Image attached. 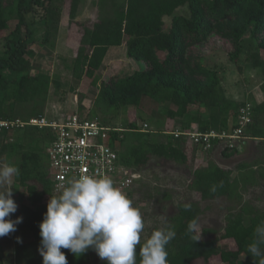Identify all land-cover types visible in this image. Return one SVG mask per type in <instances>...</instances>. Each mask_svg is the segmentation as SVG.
<instances>
[{
	"label": "trees",
	"instance_id": "obj_1",
	"mask_svg": "<svg viewBox=\"0 0 264 264\" xmlns=\"http://www.w3.org/2000/svg\"><path fill=\"white\" fill-rule=\"evenodd\" d=\"M81 1L69 0V23L76 20ZM51 3L53 0H16L11 12L15 13L17 22L14 29L8 31L4 0H0V121H28L40 116L39 108L46 104L50 87L55 93L61 88L56 76L26 72L33 35L30 29L33 21L29 22L26 17L40 9L45 22L53 24ZM96 6L99 15L95 20L77 23L81 36L71 63L66 67L71 78L83 83L82 88L87 91L95 84L108 50L115 47L125 48L126 57L141 63L142 68L129 76L100 81L92 102L93 110L105 115L111 109H124L129 114L136 112L148 99L158 105L173 125L176 120L180 121L176 129L161 131L162 140H153L155 130L138 127L136 120L126 122L124 128L112 127L106 145L115 151L120 166L136 174L147 165L153 166L154 162L191 166L193 150L199 147L187 137L174 136V132L208 133L214 131L211 122L217 119L218 133L230 135L240 128L242 114L248 115L249 122L242 127V139L257 141L261 155L251 163L238 164L232 179L230 170L213 162L194 168L188 189L198 200L177 204L176 214L167 219L176 230V237L167 251L169 264H191L196 260L211 264L216 259L224 264H254L247 253V245L254 238L256 225L264 220V210L256 211L245 205L237 214H229L219 231L201 225L199 202L240 199L241 191L264 179V0H97ZM183 7L187 13L179 14L177 10ZM165 21L169 22L167 31ZM245 38L251 49L245 60L263 77L259 87L263 94L260 102L251 95L241 100L229 98L220 73L200 62V58L218 49L224 52L229 63L236 64L244 52ZM44 39L46 41V37ZM6 72L19 76L9 81ZM28 103H31L29 112L17 111L22 104ZM202 109L210 112L212 120L202 116ZM79 110L80 116H88ZM191 124H195V128H190ZM25 136L35 138L24 143ZM52 138L48 129L14 127L0 130V164L5 162L4 157L14 159L10 164L20 170L14 181L23 190L22 198L31 204L20 206L22 222L16 231L27 229L34 240H41L39 224L50 199L47 149ZM222 141L226 144L222 151L224 157L237 153L230 142ZM222 141L213 140L211 151ZM212 186H216L215 192L210 191ZM185 204H190L191 208L185 210ZM193 218L198 220L202 233L197 242L187 233V225ZM164 226V221L154 220L146 228V239L153 230ZM4 238L6 236L0 237V241ZM223 240H232L235 249L221 247L219 242ZM62 251L68 264H90L97 255L91 249L79 257L67 249ZM0 264H5L2 255ZM97 264L106 262L101 260Z\"/></svg>",
	"mask_w": 264,
	"mask_h": 264
},
{
	"label": "rangeland",
	"instance_id": "obj_2",
	"mask_svg": "<svg viewBox=\"0 0 264 264\" xmlns=\"http://www.w3.org/2000/svg\"><path fill=\"white\" fill-rule=\"evenodd\" d=\"M96 1L82 0L77 10L76 20L73 23H69L68 19L69 0H64L63 4L62 0L61 2L60 0H53V3L49 6L52 13H54L52 17L53 24L45 22L42 18L43 11L40 9L34 14H28L26 17L29 22L33 21V24L30 25L33 35L31 37L32 43L28 51V67L26 72L32 75H35L37 72H42L50 75L52 78L56 76L61 83V88L58 93H55L52 86L50 87L46 104L39 108L41 111L40 116H45L48 120L62 119L74 113L80 116L78 106L86 91L82 88L83 83L71 78L66 67L71 63L81 36L77 23L91 22L99 15V7L96 6ZM15 4L16 0H4V12L8 18V31L13 30L17 22L15 13L11 12ZM177 12L179 14L187 13L185 7L179 8ZM168 28L169 22L165 21L164 29L167 31ZM8 31H5V34ZM22 31V35H24L25 31L23 28ZM45 37L46 41H44ZM124 50L125 48L120 47L119 49L115 48L110 51L109 57L111 61L116 62L107 64L102 77L100 78L97 75L93 86L98 87L100 81H106L112 77L120 78L129 76L142 68L141 63H136V61L130 59L128 60ZM250 50L245 38L244 52L236 64L229 63L224 52L218 49L200 58V62L202 65L214 68L220 73L222 85L229 98L241 100L245 96L251 95L255 101L258 100L260 102L262 99L259 87L263 83V77L257 69L252 68L245 60V55ZM160 55L162 56V54ZM36 62L40 63L39 67L35 66ZM6 75L9 81L19 76V74H7V72ZM82 91L84 92L82 93ZM60 99H64V101ZM29 108H31V103L22 104L17 111H21L24 114L29 112ZM82 113L83 115H88L90 118H97L109 128H124L126 122L136 120L137 126L140 124L138 127L141 128V123H143L147 125L149 130H155L152 136L153 140H162L164 135L161 131L165 128L172 129L173 127L171 121L163 116L158 105L148 99L142 102L136 112L132 111L129 114L124 109H111L105 115L99 114L93 110L92 105L89 108H84ZM201 113L204 118L212 120L209 118V111L202 109ZM184 120L185 118L183 122H185ZM211 124L215 132H220L218 130L217 119L212 120ZM192 125L195 128L196 125ZM26 136L23 140L24 143L28 142L30 138H35L33 136ZM241 141L245 142L242 150L230 157H224L222 155L223 148L226 145L222 141L213 152L202 151L197 148L193 150L192 155L194 160L191 166H180L161 161L154 162L153 166L147 165L142 172L137 173L138 179L132 184L128 197L133 201L134 206L140 209L142 216L145 218L144 239L147 236L146 228L153 224L154 220L158 219V222H160L163 221L161 219L162 217L166 220L172 218L177 212V204L181 202H197L198 196L188 189L194 168L207 165V162H213L224 170H230L232 172L230 178L232 179L236 174L235 168L238 164L251 163L261 155L259 154L261 153L260 146L254 140L242 139L234 141L230 145L233 147ZM3 161H5L4 163L10 164L14 159L7 156L6 159L4 157ZM11 187L13 189V199L18 205L17 211L11 214V219L15 220L16 217H20V206L31 204L28 200L22 198L21 194L23 190L16 184L14 179ZM241 192L240 199L220 198L213 201H200L199 206L202 211L201 225L220 231L224 227L229 214H237L245 205L251 206L256 211L264 210V179L257 180V184L248 186L247 189ZM164 195L168 197L164 198ZM17 238H19V242ZM40 241L32 239L27 229L12 232L9 236H6L5 240L0 241V256L2 255L4 257L5 264H42V257L38 252ZM219 245L230 250L235 249L232 240L220 241ZM100 261L101 259L96 255L91 259L90 264H97ZM191 264H203V261L196 260ZM211 264L224 263L216 259Z\"/></svg>",
	"mask_w": 264,
	"mask_h": 264
},
{
	"label": "clouds",
	"instance_id": "obj_3",
	"mask_svg": "<svg viewBox=\"0 0 264 264\" xmlns=\"http://www.w3.org/2000/svg\"><path fill=\"white\" fill-rule=\"evenodd\" d=\"M19 172L15 165L0 164V237L15 232L22 222V217L11 219L18 208L11 185ZM210 191L215 192L216 186ZM183 207L187 210L191 205ZM161 219L165 226L144 239L142 213L127 193L108 176L83 174L61 185L59 195L50 196L39 224L38 252L42 264H68L62 249L76 257L91 249L106 264H169L167 246L176 237V230ZM187 233L193 242L201 239L197 219L188 223ZM253 237L247 253L254 264H264V220L254 228Z\"/></svg>",
	"mask_w": 264,
	"mask_h": 264
},
{
	"label": "built area",
	"instance_id": "obj_4",
	"mask_svg": "<svg viewBox=\"0 0 264 264\" xmlns=\"http://www.w3.org/2000/svg\"><path fill=\"white\" fill-rule=\"evenodd\" d=\"M249 122L247 114L240 117V128L232 134L224 132L208 133L174 132V136H184L192 141L199 150L211 151L213 140H242V127ZM14 127H35L48 129L52 135L47 154L50 168V196L60 194L61 185L80 175L110 177L115 185L129 194L132 184L138 179V174L120 166L117 163L115 151L106 145L107 135L111 128L101 123L97 118L78 116L75 113L58 120H48L45 116L30 118L28 121H0V130ZM143 129L147 125L141 123ZM232 146V145H230Z\"/></svg>",
	"mask_w": 264,
	"mask_h": 264
},
{
	"label": "crops",
	"instance_id": "obj_5",
	"mask_svg": "<svg viewBox=\"0 0 264 264\" xmlns=\"http://www.w3.org/2000/svg\"><path fill=\"white\" fill-rule=\"evenodd\" d=\"M115 48H118L119 49L120 47H115ZM115 48H110L108 50V52H107V54H106V56H105V58L103 60L102 67H101L100 71L97 74L100 78L102 77L103 72L106 70L107 64L110 63V62H112L111 61V58L109 57L110 56L109 53H110L111 50H113ZM113 57H112V60H113ZM127 59L129 60L130 58H127ZM130 60H132V59H130ZM113 62H116V61H113ZM35 66L39 67L40 66V63L39 62H36L35 63ZM96 93H97V87H95V86L89 87V89L85 92V95L82 97V100H81V102L79 103V106H78V108L81 109L82 112L84 111V108H89L92 105V102H93V99H94ZM260 93H261V99L263 100V94H262L261 91H260ZM262 100H260V101H262ZM257 102H259V101L257 100ZM173 123H174V125H173L172 129L173 128L176 129L178 127L180 121L179 120H176ZM182 123H184L183 120H182ZM192 126L194 127V125H192ZM192 126H190V128ZM248 140H251V139H248ZM197 149H199V148H197Z\"/></svg>",
	"mask_w": 264,
	"mask_h": 264
},
{
	"label": "water",
	"instance_id": "obj_6",
	"mask_svg": "<svg viewBox=\"0 0 264 264\" xmlns=\"http://www.w3.org/2000/svg\"><path fill=\"white\" fill-rule=\"evenodd\" d=\"M138 126H140V124ZM243 144H245V142L241 141L239 144H235V146H233L237 150V153L242 150Z\"/></svg>",
	"mask_w": 264,
	"mask_h": 264
}]
</instances>
